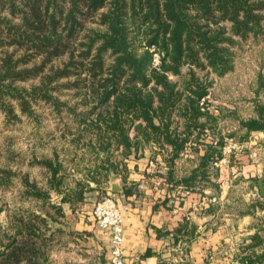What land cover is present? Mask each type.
<instances>
[{
    "label": "trees",
    "instance_id": "1",
    "mask_svg": "<svg viewBox=\"0 0 264 264\" xmlns=\"http://www.w3.org/2000/svg\"><path fill=\"white\" fill-rule=\"evenodd\" d=\"M263 32L264 0H0V108L19 119L15 105L27 112L44 102L59 119L69 114L62 133L83 145L94 134L101 149L126 156L141 136L171 145L176 157L194 132L201 137V118L216 119L204 106L208 74L200 73H228L242 42ZM63 88L73 103L62 101ZM174 118L183 119L181 133ZM243 126L264 131V103ZM224 145H208L203 169ZM3 173L7 184L11 173ZM75 194L82 199V190ZM43 225L36 213L13 215L0 230V264H39Z\"/></svg>",
    "mask_w": 264,
    "mask_h": 264
},
{
    "label": "crops",
    "instance_id": "2",
    "mask_svg": "<svg viewBox=\"0 0 264 264\" xmlns=\"http://www.w3.org/2000/svg\"><path fill=\"white\" fill-rule=\"evenodd\" d=\"M174 120L181 133L183 119ZM201 122L206 123L201 137L194 132L176 157L171 145L141 136L138 150L125 156L120 148L112 155L99 147L94 134L86 139L91 146L63 134L65 123L55 131L62 145L52 152L21 156L9 145L4 155L1 145L0 230L15 214L36 213L47 222L41 227L47 246L39 264H105L110 236L98 227L93 211L110 195L124 218L125 264H264V196L258 186L264 180V133L246 129L237 139L232 129L229 137L243 149H223L222 157L203 169L208 145L225 139V132L217 117ZM49 134L30 138L43 145ZM3 171L11 173L7 184ZM80 190L82 199L75 194ZM4 243L0 235V250Z\"/></svg>",
    "mask_w": 264,
    "mask_h": 264
},
{
    "label": "rangeland",
    "instance_id": "3",
    "mask_svg": "<svg viewBox=\"0 0 264 264\" xmlns=\"http://www.w3.org/2000/svg\"><path fill=\"white\" fill-rule=\"evenodd\" d=\"M206 74H208L207 78L211 86L206 98L208 102L204 106L218 118V123L225 132L223 149L226 153L233 150L239 151L243 149V146L240 148V145H235L232 140L234 137H229L232 129H237V139H240L247 129L243 126V122L253 117L258 104L264 103V85H261V83H264V32L259 36L250 35L247 40L242 42L237 50V56L231 71L224 75H218L212 71L202 72L200 76L203 77ZM34 81L25 83V86L35 83ZM59 95L62 101L69 103L75 101L71 90L63 88L59 91ZM86 110L88 108H82L81 111ZM15 113L21 118L20 121L18 119H8L0 108V146L2 145V154H9H6L9 145L21 156L31 153L32 150L37 151V153L42 150L49 153L52 152L53 148L62 145L63 140L60 133H55V131L56 128L62 127L64 123L69 121L65 118L69 114L63 112L64 118L58 119L53 107L44 102L32 105L30 111L27 112H22L21 108L15 105ZM73 122L68 123L74 125ZM47 131L52 136L49 134V140L45 141L43 145L37 143L36 138H30L31 134L40 135V133H46ZM261 131L264 133L263 130ZM238 142L242 141L238 140ZM9 169L12 170L11 166ZM258 195V190L252 193L254 197Z\"/></svg>",
    "mask_w": 264,
    "mask_h": 264
},
{
    "label": "built area",
    "instance_id": "4",
    "mask_svg": "<svg viewBox=\"0 0 264 264\" xmlns=\"http://www.w3.org/2000/svg\"><path fill=\"white\" fill-rule=\"evenodd\" d=\"M158 63L159 56L156 54L153 64ZM150 164L153 162L151 161ZM93 215L98 227L107 230L110 236V257L105 264H125L124 218L115 199L110 195L99 199L94 207Z\"/></svg>",
    "mask_w": 264,
    "mask_h": 264
},
{
    "label": "water",
    "instance_id": "5",
    "mask_svg": "<svg viewBox=\"0 0 264 264\" xmlns=\"http://www.w3.org/2000/svg\"><path fill=\"white\" fill-rule=\"evenodd\" d=\"M258 186H259L261 195L264 196V180L263 179L258 180ZM113 189L117 190V191L120 190L119 184H117V183L114 184Z\"/></svg>",
    "mask_w": 264,
    "mask_h": 264
}]
</instances>
